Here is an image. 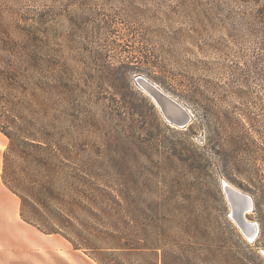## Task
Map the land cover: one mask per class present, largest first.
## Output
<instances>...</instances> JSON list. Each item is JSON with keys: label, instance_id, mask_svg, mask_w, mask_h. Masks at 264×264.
Wrapping results in <instances>:
<instances>
[{"label": "rangeland", "instance_id": "obj_1", "mask_svg": "<svg viewBox=\"0 0 264 264\" xmlns=\"http://www.w3.org/2000/svg\"><path fill=\"white\" fill-rule=\"evenodd\" d=\"M207 1L8 0L14 39L29 48L37 20L43 51L37 73L26 55L11 62L18 78L0 89V123L13 120L48 150L17 137L11 151L0 131V174L9 152L7 179L26 215L63 233L47 235L78 251L71 264H147L152 256L115 247L160 234L167 264H264V51L240 24L243 6H197ZM139 49L160 80L127 67ZM53 75L58 89L36 88ZM138 76L185 106L190 123L170 124ZM225 185L252 198L254 240ZM11 247L0 237V264Z\"/></svg>", "mask_w": 264, "mask_h": 264}, {"label": "trees", "instance_id": "obj_2", "mask_svg": "<svg viewBox=\"0 0 264 264\" xmlns=\"http://www.w3.org/2000/svg\"><path fill=\"white\" fill-rule=\"evenodd\" d=\"M231 2L243 6L240 11V24L245 26L249 32L250 35H252L255 38H258L260 40V44L262 46V49L264 51V0H230ZM210 0H208L206 3H198L197 6H211V3H209ZM205 3V4H204ZM215 8L218 7L217 4H214ZM240 6V7H241ZM8 0H0V89H2L3 84H5L7 81L8 83L13 84L18 78L16 75V72H14V68L12 67L11 62L14 63L13 59H16L18 61L21 60L22 57L26 55L28 57V61H30L29 65L31 66L32 70L38 72L39 69V63L37 60H39V54H42L43 47L41 44V40L37 34V25L39 22L37 20H34V23L29 26L28 29V38L25 34L26 40L22 42L28 41L30 44L29 48H26L25 45H22V43H18L16 39L12 36L11 29L8 27L9 21H7V15H8ZM199 8V7H198ZM34 30V31H33ZM28 50L27 54L26 51ZM137 51V49L135 48ZM139 52L141 55L133 54L129 55L127 57V67H135L137 70H139V73L145 74L151 79H154L158 81L162 77V75L158 76V72L154 70V67L157 68V65L155 61H151V57L147 55V53L143 52V50ZM25 63V64H24ZM25 65L26 67H29L28 64H26L25 61H22L21 65ZM20 66V65H19ZM126 67V68H127ZM33 79V78H32ZM51 82H44V83H36V88L42 89V91L46 92V89H48L49 92L58 89L60 78L56 76H50ZM12 82V83H11ZM163 82H161L162 84ZM177 95V94H175ZM37 96V95H36ZM179 96V95H177ZM2 114V112L0 111ZM6 124L0 123V131L6 135L10 140V150L15 151V141L16 138L19 137L20 142L23 144L21 147L24 146H30L32 148H38V150H48V147L45 148L44 142L40 139H37L34 134H28L25 132L21 127L14 128L12 126V123H15L13 120H10L7 118ZM20 147V146H19ZM25 149H21L20 151V157L26 158L28 157V154ZM9 152L4 155V166H3V174L2 179L4 184L8 187V189L13 192L15 195H17L22 203H21V215L23 219L28 222L29 224L37 227L41 231H43L46 234H60L63 236V233L59 230H56L55 228H45L43 229L41 225L38 224V222L31 217H28L26 215L25 210V202L26 200L18 190V188L11 186L10 181L7 179V173L9 171ZM35 161L42 165L45 163L44 161H41L38 158H35ZM120 239V238H119ZM169 239V236L165 234H160L153 238V235H149L147 238V241H144L143 244H139L137 246L129 247L127 244L124 245H118L115 247L116 249H121L123 251H127L128 253H132V255L137 256H152L153 261L147 262V264H159L160 257L159 252L162 251V264H167V250L165 248V244H163V241H167ZM71 242V241H70ZM73 245L74 242H71ZM127 243V242H126ZM77 250H81L82 248H76ZM121 255V254H120ZM124 255V254H122ZM131 255V254H126ZM98 262L101 264H106L105 262H101L97 259Z\"/></svg>", "mask_w": 264, "mask_h": 264}, {"label": "crops", "instance_id": "obj_3", "mask_svg": "<svg viewBox=\"0 0 264 264\" xmlns=\"http://www.w3.org/2000/svg\"><path fill=\"white\" fill-rule=\"evenodd\" d=\"M2 153L0 150V163ZM20 210L19 198L6 187L0 174V237L11 239L10 264H63L64 252L69 264L82 257L78 251L70 249L61 236L44 234L23 221Z\"/></svg>", "mask_w": 264, "mask_h": 264}, {"label": "water", "instance_id": "obj_4", "mask_svg": "<svg viewBox=\"0 0 264 264\" xmlns=\"http://www.w3.org/2000/svg\"><path fill=\"white\" fill-rule=\"evenodd\" d=\"M137 81L152 95L164 113L166 120L170 124H173L176 127L185 128L190 123L192 115L180 102L143 76H138ZM225 191L232 204L233 216L235 217L236 222L241 228L247 231L250 239L254 240L258 235V225L250 222L246 217L249 211L253 208L252 198L229 185H225Z\"/></svg>", "mask_w": 264, "mask_h": 264}]
</instances>
